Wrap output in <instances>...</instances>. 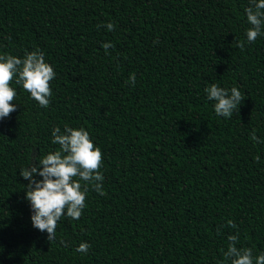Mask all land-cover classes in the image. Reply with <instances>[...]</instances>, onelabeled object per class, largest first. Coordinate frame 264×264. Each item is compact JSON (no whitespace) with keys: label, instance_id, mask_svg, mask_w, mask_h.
Here are the masks:
<instances>
[{"label":"trees","instance_id":"16d2710c","mask_svg":"<svg viewBox=\"0 0 264 264\" xmlns=\"http://www.w3.org/2000/svg\"><path fill=\"white\" fill-rule=\"evenodd\" d=\"M0 264H264V0H0Z\"/></svg>","mask_w":264,"mask_h":264}]
</instances>
